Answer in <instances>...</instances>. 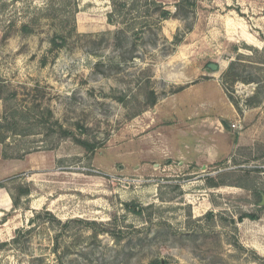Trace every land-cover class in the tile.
Masks as SVG:
<instances>
[{
  "label": "rangeland",
  "instance_id": "obj_1",
  "mask_svg": "<svg viewBox=\"0 0 264 264\" xmlns=\"http://www.w3.org/2000/svg\"><path fill=\"white\" fill-rule=\"evenodd\" d=\"M155 1L0 0V264H264V145L183 92L262 101L264 0Z\"/></svg>",
  "mask_w": 264,
  "mask_h": 264
},
{
  "label": "crops",
  "instance_id": "obj_2",
  "mask_svg": "<svg viewBox=\"0 0 264 264\" xmlns=\"http://www.w3.org/2000/svg\"><path fill=\"white\" fill-rule=\"evenodd\" d=\"M194 88V91H190L191 88H189L183 92L187 98L192 96L195 98H192L194 106L191 107V114L198 118V126L207 127L210 124L215 129L222 130V122L226 117L233 120V124L239 128L237 147L254 148L264 145V98L259 104L246 108L240 115L217 83H204ZM198 97L199 100H196ZM219 158L220 155L217 152L208 160L214 163Z\"/></svg>",
  "mask_w": 264,
  "mask_h": 264
},
{
  "label": "trees",
  "instance_id": "obj_3",
  "mask_svg": "<svg viewBox=\"0 0 264 264\" xmlns=\"http://www.w3.org/2000/svg\"><path fill=\"white\" fill-rule=\"evenodd\" d=\"M145 1L149 2L150 4H152L153 7L154 6L158 7V5L161 6V4L157 3L155 0H145ZM112 5H113V8H114L115 12H116V8H119V11H120V10H122L125 7L124 3L116 4V3H114V1H112ZM146 14L148 15L149 13L147 12ZM156 15H158V17L163 19V18H167L170 15V12L169 11H159V12L156 13ZM107 17H108V22L109 23H113L112 13L108 14ZM23 30H25V31L28 30V27L27 26H23ZM51 42H52V45L54 47L61 46V45H59L56 42V40H52ZM230 75H232V74H229V76ZM224 76H227V75H224ZM0 128H1V124H0ZM61 134L64 137H70L71 136V134L68 131H62ZM4 141H5V136L0 137V143H3ZM75 142H77L79 145H81L87 152H92L94 150V148H95L92 145H90L89 143L84 142V141H79L78 140V141H75ZM2 156L5 159L10 158L6 153H4ZM248 175H249V173H247L246 177L241 182H237V181L236 182H226V180L222 179L220 176L218 177L219 181H217L218 178L214 179L212 177H209L207 179V184H208V186L210 188H219V187H228L229 186V187H238V188L245 189V190L251 192L252 196L255 197L256 199H258V203H259L260 196H261L260 191L257 190L253 184H251V179H250V177ZM0 187L7 190L8 194H9V197L11 199V202H12V207L15 210L20 207V202H21L22 198H26L27 196L30 195V191L28 189H24L21 186L14 187L13 188L14 189V193L11 192V190H8L5 185H1ZM125 207L130 212H134L136 214L140 213L139 210L137 209V207H135L133 209V205L126 204ZM244 219H250V220L254 221V220H257L258 217L256 215H254V214H246V213L240 214L239 217H238L239 222H242ZM5 221H6V218L3 219V222H5ZM32 221L33 220H31L30 222H32Z\"/></svg>",
  "mask_w": 264,
  "mask_h": 264
},
{
  "label": "water",
  "instance_id": "obj_4",
  "mask_svg": "<svg viewBox=\"0 0 264 264\" xmlns=\"http://www.w3.org/2000/svg\"><path fill=\"white\" fill-rule=\"evenodd\" d=\"M210 68H211L212 70H216V69H217V66H215V65H211Z\"/></svg>",
  "mask_w": 264,
  "mask_h": 264
}]
</instances>
